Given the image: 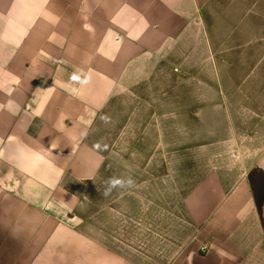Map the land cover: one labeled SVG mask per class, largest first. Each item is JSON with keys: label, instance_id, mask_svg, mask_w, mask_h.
I'll list each match as a JSON object with an SVG mask.
<instances>
[{"label": "crops", "instance_id": "obj_1", "mask_svg": "<svg viewBox=\"0 0 264 264\" xmlns=\"http://www.w3.org/2000/svg\"><path fill=\"white\" fill-rule=\"evenodd\" d=\"M207 1L0 0V264H58L65 213L102 165L91 130L157 64L208 66ZM185 211L202 249L169 264H264V172Z\"/></svg>", "mask_w": 264, "mask_h": 264}, {"label": "rangeland", "instance_id": "obj_2", "mask_svg": "<svg viewBox=\"0 0 264 264\" xmlns=\"http://www.w3.org/2000/svg\"><path fill=\"white\" fill-rule=\"evenodd\" d=\"M200 17L208 66L154 64L91 130L102 165L65 213L58 264H169L186 247L201 250L189 198L225 197L264 172V0H208ZM110 178L121 183L106 197Z\"/></svg>", "mask_w": 264, "mask_h": 264}, {"label": "clouds", "instance_id": "obj_3", "mask_svg": "<svg viewBox=\"0 0 264 264\" xmlns=\"http://www.w3.org/2000/svg\"><path fill=\"white\" fill-rule=\"evenodd\" d=\"M70 81L73 83H78L81 86H86L91 82L92 76L91 73H85L82 70L79 72H74L72 73V75L69 77ZM101 119L107 123L108 122V118L106 116H102ZM120 181H114L111 178L107 181V186L105 187L104 196H109L112 192L113 189L116 188L117 184H120ZM128 187L133 186L134 184V180L129 177L128 181H127Z\"/></svg>", "mask_w": 264, "mask_h": 264}]
</instances>
